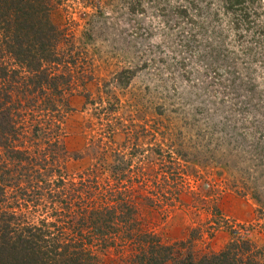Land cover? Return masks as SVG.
I'll return each instance as SVG.
<instances>
[{"label":"rangeland","instance_id":"1","mask_svg":"<svg viewBox=\"0 0 264 264\" xmlns=\"http://www.w3.org/2000/svg\"><path fill=\"white\" fill-rule=\"evenodd\" d=\"M240 2L247 22L227 0H51L60 61L43 68L61 78L33 92L21 72L9 92L11 144L46 161L0 147V211L87 237L97 264L135 252L122 228L106 246L71 231L102 207L196 258L234 231L264 263V0Z\"/></svg>","mask_w":264,"mask_h":264},{"label":"trees","instance_id":"2","mask_svg":"<svg viewBox=\"0 0 264 264\" xmlns=\"http://www.w3.org/2000/svg\"><path fill=\"white\" fill-rule=\"evenodd\" d=\"M227 3L247 22L240 0H227ZM51 6V0H0V147L17 166L27 164L31 168L46 161L39 151L31 156L29 151L11 144L16 132L9 92L13 88L10 83L21 72L29 78L27 84L33 92H40L43 85L55 89L61 78L50 77L43 68L60 61L57 47L62 35L51 22ZM3 58L10 61L11 69L1 62ZM37 171L29 169L30 174ZM3 194L4 188L0 186V197ZM123 206L129 216L132 210L127 204ZM115 210L85 209L80 218H73L75 222L69 220L68 225H72V232L98 238L102 246L111 245V236L122 228L123 242L135 244V252L125 264H264L262 248L236 237L234 231H231L232 239L218 253L196 258L185 245L188 241L163 245L149 233L131 234V225L120 220ZM53 226L44 221L30 224L20 214L0 211V264H97L86 248L90 242L87 237L55 234L51 231ZM180 248H184L182 254Z\"/></svg>","mask_w":264,"mask_h":264}]
</instances>
